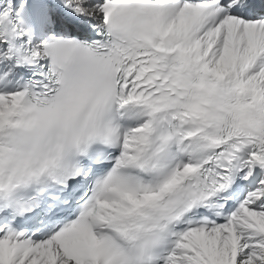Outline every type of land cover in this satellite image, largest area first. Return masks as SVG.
<instances>
[{
  "label": "snow or ice",
  "instance_id": "obj_1",
  "mask_svg": "<svg viewBox=\"0 0 264 264\" xmlns=\"http://www.w3.org/2000/svg\"><path fill=\"white\" fill-rule=\"evenodd\" d=\"M0 264H264V0H0Z\"/></svg>",
  "mask_w": 264,
  "mask_h": 264
}]
</instances>
